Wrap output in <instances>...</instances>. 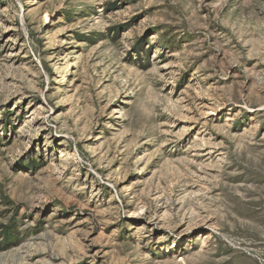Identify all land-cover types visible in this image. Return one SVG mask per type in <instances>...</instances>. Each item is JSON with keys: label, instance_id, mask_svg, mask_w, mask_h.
Listing matches in <instances>:
<instances>
[{"label": "rangeland", "instance_id": "1", "mask_svg": "<svg viewBox=\"0 0 264 264\" xmlns=\"http://www.w3.org/2000/svg\"><path fill=\"white\" fill-rule=\"evenodd\" d=\"M0 264H264V0H0Z\"/></svg>", "mask_w": 264, "mask_h": 264}]
</instances>
